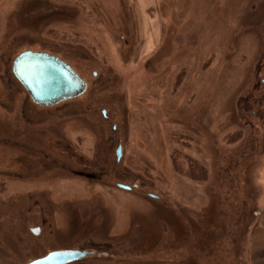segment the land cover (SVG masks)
<instances>
[{"label":"rangeland","instance_id":"1","mask_svg":"<svg viewBox=\"0 0 264 264\" xmlns=\"http://www.w3.org/2000/svg\"><path fill=\"white\" fill-rule=\"evenodd\" d=\"M149 3L139 22L131 0H0V264L58 249L90 253L73 264H252L264 0ZM24 51L86 92L33 104L11 72Z\"/></svg>","mask_w":264,"mask_h":264},{"label":"water","instance_id":"2","mask_svg":"<svg viewBox=\"0 0 264 264\" xmlns=\"http://www.w3.org/2000/svg\"><path fill=\"white\" fill-rule=\"evenodd\" d=\"M14 78L21 84L32 103L52 107L77 98L87 90V84L64 61L44 52L24 51L17 55L11 67ZM105 114V111H103ZM120 157V150L117 158ZM119 188L129 190L127 186ZM34 234L39 229H33ZM90 255L78 250H58L27 264H73Z\"/></svg>","mask_w":264,"mask_h":264},{"label":"crops","instance_id":"3","mask_svg":"<svg viewBox=\"0 0 264 264\" xmlns=\"http://www.w3.org/2000/svg\"><path fill=\"white\" fill-rule=\"evenodd\" d=\"M132 8L137 21L143 20L145 6H148L152 0H131ZM140 29V28H139ZM143 29V28H142ZM141 30H139V35ZM252 264H264V228L258 230L253 238L252 249L250 252Z\"/></svg>","mask_w":264,"mask_h":264},{"label":"flooded vegetation","instance_id":"4","mask_svg":"<svg viewBox=\"0 0 264 264\" xmlns=\"http://www.w3.org/2000/svg\"><path fill=\"white\" fill-rule=\"evenodd\" d=\"M29 97V96H28ZM30 99V98H29ZM34 104V103H33ZM118 159V158H117ZM28 191V193H30V190H27ZM36 228H38L39 229V233L38 234H34L33 232H32V230L33 229H36ZM40 231H41V229H40V226H35V227H31L30 228V232H31V234L32 235H34V236H38L39 234H40ZM59 250V249H58ZM58 250H55V251H58ZM52 252H53V250H52ZM50 253V252H49ZM41 257H44V256H41ZM41 257H38V258H41ZM37 258V259H38Z\"/></svg>","mask_w":264,"mask_h":264},{"label":"trees","instance_id":"5","mask_svg":"<svg viewBox=\"0 0 264 264\" xmlns=\"http://www.w3.org/2000/svg\"><path fill=\"white\" fill-rule=\"evenodd\" d=\"M192 172L196 173V169L194 167L192 168Z\"/></svg>","mask_w":264,"mask_h":264}]
</instances>
